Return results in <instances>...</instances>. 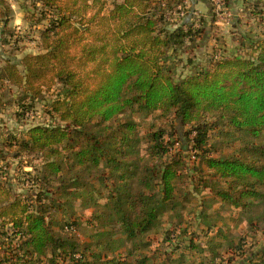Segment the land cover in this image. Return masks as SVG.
Listing matches in <instances>:
<instances>
[{
  "label": "trees",
  "instance_id": "obj_1",
  "mask_svg": "<svg viewBox=\"0 0 264 264\" xmlns=\"http://www.w3.org/2000/svg\"><path fill=\"white\" fill-rule=\"evenodd\" d=\"M204 1L209 22L193 20L191 0L189 8L183 0L110 7L106 0H34L47 17L41 50L24 54L21 68L3 56L0 87L19 90L13 117L22 120L34 100L60 85L48 109L59 123L30 125L0 144V264H129L128 257L134 264H233L234 255L240 264H264V254L258 259L234 241L220 214L264 204V0L246 7L261 33L242 42L244 53L214 54L174 78L166 62L190 54L217 20ZM10 11L0 0L3 27ZM148 117L141 131L138 121ZM177 123L187 127L183 134ZM216 140L229 151L214 155ZM187 173L194 190L217 203L199 213L204 245L194 243L197 234L189 238L194 262L183 252L147 251L165 212L180 215L178 184ZM74 202L100 207L87 242L74 233ZM246 224L255 227L250 215ZM124 242L131 247L121 259Z\"/></svg>",
  "mask_w": 264,
  "mask_h": 264
},
{
  "label": "rangeland",
  "instance_id": "obj_2",
  "mask_svg": "<svg viewBox=\"0 0 264 264\" xmlns=\"http://www.w3.org/2000/svg\"><path fill=\"white\" fill-rule=\"evenodd\" d=\"M115 0H106L107 6L110 7L111 3ZM254 0H227L225 9L221 14L216 12V21L212 24V28L207 29L205 35L196 43L190 54L183 53L178 58L169 59L166 64L172 66L171 73L174 78H179L190 74L194 68L198 66H206L210 58L215 54L220 55H236L242 54L246 51V44L250 38H256L261 33V27L257 25L255 20L249 14L248 3ZM11 7L9 13V21L5 27L0 22V68L3 66V56L9 57L12 61L20 65V59L24 54L37 53L41 50L40 32L47 24V17L44 18V11L42 7L34 0H7ZM12 3L16 4V9L13 10ZM184 6L189 8L190 0H183ZM209 4V3H208ZM194 6V5H193ZM186 10V9H184ZM193 20L197 21L200 16L204 17L208 22L210 19V6L207 13H201L193 9ZM17 12L21 14V23L15 24V17ZM181 15V14H180ZM183 16V14L181 15ZM180 20V19H179ZM173 22V16L171 19ZM210 24V23H209ZM173 27V24L169 25ZM242 42L245 46L241 45ZM171 60V61H170ZM195 70V69H194ZM61 91L60 85L53 86L50 90H45L42 95L32 102V112L28 117L22 120H15L13 118V109L15 99L19 96V90L15 87H0V144L5 141L8 134L18 133L19 130H24L30 125H55L59 123L56 116L48 113L49 105L52 99L56 97ZM14 101V102H13ZM14 109V110H15ZM138 118V116H135ZM150 117L139 120V127L141 131H145L148 124L151 122ZM156 126L168 128L170 122L155 121ZM178 132L183 134L187 127H182L176 124ZM217 151L214 155L219 153H226L229 148L222 141H215ZM175 146V145H174ZM186 160L191 167L194 162L193 157L187 150L184 152ZM12 167L16 169L19 162L12 161ZM35 163L37 161H34ZM30 170V168H25ZM189 174L193 172L188 171ZM184 175L178 184V197L182 199V207L180 208V215L174 212L167 211L163 215V222L161 227L150 233L152 243L148 252L151 253L157 249L156 255L160 251L168 250L176 257L179 252L185 253L188 260L197 261L199 254L188 248V241L191 235L197 234L198 237L194 238V243L203 246L205 243V236L203 231L206 227L203 225L199 213L201 209H205V205L210 207L207 212H211L216 208L217 203L211 202L207 196V191H195L194 184L190 179V175ZM101 202H103L101 200ZM211 202V204H210ZM208 204V205H207ZM99 208V209H98ZM98 208H84L79 202L73 204L72 220L77 224L74 233L80 243L89 240V234L94 230L97 219H93L92 215L100 210ZM221 216L224 218L226 225L230 229L232 238L236 243L241 245L242 249L253 250L258 259L263 257L264 254V204L254 206L249 213L243 214L233 213V217L226 209L220 210ZM255 223L254 229H250L246 224L247 216ZM220 224V221H217ZM253 227V226H252ZM168 234V239L166 240ZM213 233V231L211 232ZM177 245V246H176ZM131 247L130 242H124V246L119 248L116 252L120 253V258H125V250ZM176 250L175 253L172 250ZM236 254V253H235ZM233 264H240L239 255H234ZM129 264L133 263V258L128 257ZM188 263V262H186ZM244 263V261H243Z\"/></svg>",
  "mask_w": 264,
  "mask_h": 264
},
{
  "label": "crops",
  "instance_id": "obj_3",
  "mask_svg": "<svg viewBox=\"0 0 264 264\" xmlns=\"http://www.w3.org/2000/svg\"><path fill=\"white\" fill-rule=\"evenodd\" d=\"M191 4H192V6L194 5L192 7L193 9L201 11V13H207L209 11V4H208V2H206L204 0H191ZM216 22L219 23L220 21H216ZM14 109H15V107L13 109H10V111H14Z\"/></svg>",
  "mask_w": 264,
  "mask_h": 264
},
{
  "label": "built area",
  "instance_id": "obj_4",
  "mask_svg": "<svg viewBox=\"0 0 264 264\" xmlns=\"http://www.w3.org/2000/svg\"><path fill=\"white\" fill-rule=\"evenodd\" d=\"M210 2L217 14H221L225 9V0H210Z\"/></svg>",
  "mask_w": 264,
  "mask_h": 264
},
{
  "label": "clouds",
  "instance_id": "obj_5",
  "mask_svg": "<svg viewBox=\"0 0 264 264\" xmlns=\"http://www.w3.org/2000/svg\"><path fill=\"white\" fill-rule=\"evenodd\" d=\"M16 7H17L16 4L12 3L13 10H15ZM14 22H15V24H20L21 23V14L19 12H17Z\"/></svg>",
  "mask_w": 264,
  "mask_h": 264
}]
</instances>
